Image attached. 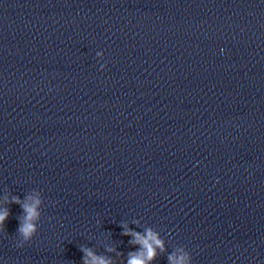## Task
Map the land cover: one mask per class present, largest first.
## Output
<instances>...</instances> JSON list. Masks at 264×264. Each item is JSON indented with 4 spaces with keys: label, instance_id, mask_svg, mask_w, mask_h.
Here are the masks:
<instances>
[{
    "label": "clouds",
    "instance_id": "1",
    "mask_svg": "<svg viewBox=\"0 0 264 264\" xmlns=\"http://www.w3.org/2000/svg\"><path fill=\"white\" fill-rule=\"evenodd\" d=\"M4 200L6 203L20 204L23 209V223L17 229L18 233L23 236V242L18 243L17 246L23 247L25 243L33 239L38 230L33 221H38L41 217V212L39 211L41 200L38 198L33 200L32 197H26V200H33V202L29 204L27 202H22L19 196H12L11 200H9L7 195L4 197ZM9 215L10 212L7 207L0 210V231L4 229V222ZM124 235L134 236V240L131 242L140 244L142 247L141 252L129 253L127 264H148V261H151L156 256V247H159L161 251L164 250L162 241L157 238V234L151 229L146 230V235L132 232L131 230H126ZM81 250L86 252L84 264H112L110 260L105 259L103 256L94 255L91 250ZM168 259L169 264H185L186 260L183 256L177 258L174 255L169 256Z\"/></svg>",
    "mask_w": 264,
    "mask_h": 264
}]
</instances>
